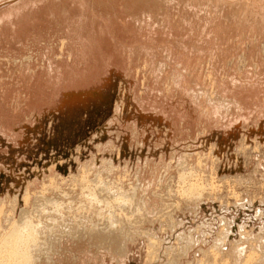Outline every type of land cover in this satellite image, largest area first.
I'll return each mask as SVG.
<instances>
[{"label":"rangeland","instance_id":"374dc122","mask_svg":"<svg viewBox=\"0 0 264 264\" xmlns=\"http://www.w3.org/2000/svg\"><path fill=\"white\" fill-rule=\"evenodd\" d=\"M21 217L0 264H264V0H0L1 251Z\"/></svg>","mask_w":264,"mask_h":264},{"label":"bare ground","instance_id":"6f19581e","mask_svg":"<svg viewBox=\"0 0 264 264\" xmlns=\"http://www.w3.org/2000/svg\"><path fill=\"white\" fill-rule=\"evenodd\" d=\"M103 1V0H102ZM131 4V3H130ZM135 4V3H134ZM136 5V4H135ZM131 6V5H130ZM90 36H92V35H90ZM111 40V39H110ZM182 176V175H181ZM86 181V180H85ZM96 182V181H95ZM95 185V184H94ZM194 186V185H193ZM110 189V188H109ZM194 189V188H193ZM192 189V190H193ZM182 192V191H181ZM134 193V192H133ZM191 193V192H190ZM195 193H196V191H195ZM89 194V193H88ZM192 194V193H191ZM200 194V193H199ZM196 195H197V193H196ZM185 196V195H184ZM198 196V195H197ZM201 196V195H200ZM118 198V197H117ZM124 198V197H123ZM199 198V197H198ZM131 199V198H130ZM52 200V199H51ZM44 201V200H43ZM99 201V200H98ZM131 201V200H130ZM61 202V201H60ZM103 202V201H102ZM131 203H132V201H131ZM60 206V205H59ZM49 207V206H48ZM57 207V206H56ZM54 210V209H53ZM43 212V211H42ZM34 213V212H33ZM26 215V214H25ZM65 215V214H64ZM62 216V215H61ZM21 218H24V217H21ZM29 218V217H28ZM39 218V217H38ZM114 219V218H113ZM47 220V219H46ZM54 219H49V221H53ZM50 223V222H49ZM13 224V223H12ZM31 224H33V223H31V221L30 220H28V219H22L21 220V222H20V224L17 222V224L15 223V224H13L12 225V227L10 228V229H7V233H5V238H4V245L2 246V250L5 252V254H3V253H0L1 255H3L4 256V258H3V260L4 259H6V258H8V260L10 259V260H13V261H19L20 262V260H22V259H26V261L28 260L29 262H30V260L32 259H29V256H28V254H29V252H31V250H32V242H34V241H39V238H38V235H41V234H38L39 232L37 231V229H36V226H34V225H31ZM39 225H41V224H39ZM45 225V224H44ZM58 225V224H57ZM24 226H26V227H24ZM41 227V226H40ZM43 227V226H42ZM46 227V226H45ZM117 227V226H116ZM38 228H39V226H38ZM43 229H44V227H43ZM54 229V228H53ZM47 230V229H46ZM49 230V229H48ZM47 233H49V232H47ZM44 234H46V233H44ZM1 236V235H0ZM42 236V235H41ZM40 237V236H39ZM226 237V236H225ZM41 238V237H40ZM186 239H187V237H186ZM47 240H49V239H47ZM189 240V239H188ZM43 241V240H42ZM52 242V241H51ZM223 242H224V240H223ZM31 243V246L30 247H28L29 245L28 244H30ZM38 243V242H37ZM41 243V242H40ZM222 243V242H221ZM2 244V242L0 243V245ZM220 244V243H219ZM43 246V245H42ZM46 246V245H45ZM40 247V246H39ZM44 247V246H43ZM218 247H219V245H218ZM217 247V249H219ZM29 248V249H28ZM33 249H34V247H33ZM216 249V250H217ZM39 250V249H38ZM153 250V249H152ZM3 251H1V249H0V252H3ZM36 252V251H35ZM252 252V251H251ZM256 253V252H255ZM31 254V253H30ZM215 254V253H214ZM253 253H252V257H253ZM32 256H35V255H32L31 254V256L30 257H32ZM251 256V254H249V257L248 258H251L250 257ZM6 257V258H5ZM258 257V256H257ZM247 258V259H248ZM254 258V257H253ZM246 259V260H247ZM2 260V259H1ZM7 260V261H8ZM35 260V259H34ZM252 260V259H251ZM251 260H249V262L251 261ZM4 261H6V260H4ZM3 261V262H4ZM25 261V263H27ZM248 261V260H247ZM23 262V261H22ZM21 262V263H22ZM28 262V263H29ZM36 262V261H35ZM218 262V261H217ZM225 262V261H224ZM13 263V262H12ZM10 261H9V264H12ZM16 263V262H15ZM6 264V263H5ZM14 264V263H13ZM23 264V263H22ZM218 264H219V262H218ZM246 264H248V263H246Z\"/></svg>","mask_w":264,"mask_h":264}]
</instances>
